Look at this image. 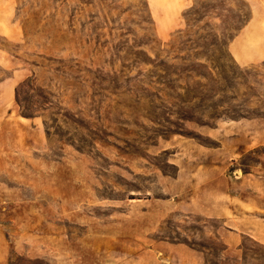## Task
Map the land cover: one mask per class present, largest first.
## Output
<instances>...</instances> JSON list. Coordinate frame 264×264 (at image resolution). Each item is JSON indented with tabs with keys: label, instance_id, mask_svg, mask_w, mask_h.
<instances>
[{
	"label": "rangeland",
	"instance_id": "rangeland-1",
	"mask_svg": "<svg viewBox=\"0 0 264 264\" xmlns=\"http://www.w3.org/2000/svg\"><path fill=\"white\" fill-rule=\"evenodd\" d=\"M243 203L264 0H0V264H264L222 241Z\"/></svg>",
	"mask_w": 264,
	"mask_h": 264
},
{
	"label": "crops",
	"instance_id": "crops-1",
	"mask_svg": "<svg viewBox=\"0 0 264 264\" xmlns=\"http://www.w3.org/2000/svg\"><path fill=\"white\" fill-rule=\"evenodd\" d=\"M153 2V0H150ZM250 5L252 6L256 0H247ZM182 2V1H181ZM179 3V2H178ZM158 8H152V14L159 15ZM178 12H176L177 14ZM256 18V13L254 8H252V19ZM172 20L175 18L172 17ZM247 26H245L240 35L243 32H246ZM235 43V42H234ZM233 49L235 52L237 51V45L234 47L232 44ZM236 60L239 63H246L247 60L244 56L237 55ZM243 208V213L239 212V209H234V211H229L227 215H220L218 218L226 219L225 227L226 232L222 235V241L227 250L238 248L244 239H249L255 244L264 247V209H260L257 205H247L245 203L238 206ZM249 207V208H248ZM247 209H250V212H246ZM239 214V215H238ZM241 214V215H240Z\"/></svg>",
	"mask_w": 264,
	"mask_h": 264
},
{
	"label": "trees",
	"instance_id": "trees-1",
	"mask_svg": "<svg viewBox=\"0 0 264 264\" xmlns=\"http://www.w3.org/2000/svg\"><path fill=\"white\" fill-rule=\"evenodd\" d=\"M208 119L211 120V121H214V120L217 119V118H216L215 116H209ZM204 125H208V124L206 123V124H204Z\"/></svg>",
	"mask_w": 264,
	"mask_h": 264
}]
</instances>
